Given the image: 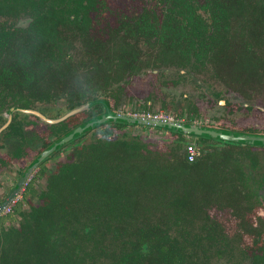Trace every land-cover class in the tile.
<instances>
[{"label":"trees","instance_id":"16d2710c","mask_svg":"<svg viewBox=\"0 0 264 264\" xmlns=\"http://www.w3.org/2000/svg\"><path fill=\"white\" fill-rule=\"evenodd\" d=\"M178 1L183 16L177 15L175 23L152 22L142 32L130 33L145 38L150 46L145 57L125 40L128 34L114 30L90 33L75 31L74 26L57 33V20L79 25L76 16L74 22L69 19L75 12L72 8L55 12L48 7L41 34L53 46L47 47L46 40L34 41L27 55L32 63L28 71L22 60L25 52L13 56L18 45L13 47L22 44L24 34L13 39V33L0 31V114L11 105L27 106L40 97L65 100L62 111L100 97L115 109L113 101L131 76L167 67L206 71L245 100L264 99V0H211L221 14L209 12L207 23L184 14L187 2ZM6 4L0 0V11ZM154 35L161 36L158 49L151 40ZM164 35L172 43H165ZM169 82L175 81L165 83ZM103 111V105L92 104L49 125L45 145ZM128 126L115 121L100 128L99 144L79 142L91 128L44 158L76 139L70 158L47 178L41 202L22 212L16 227L3 226L13 214L0 216V264H209L208 246L228 264H240L248 257L252 264H264L259 252L264 242L250 234L248 219L256 216L251 214L256 198L243 161L252 162L258 147L217 140L206 145L210 139L200 137L195 140L200 154L189 162L184 153L177 154L186 142L178 132H166L168 137L153 146L139 136L126 139L123 129ZM25 136H20L17 148L39 140L35 133L26 140ZM232 146L238 149L229 151ZM13 212H21L19 205ZM223 223H228L230 236L223 239L224 250L212 245L214 240L204 242L202 235L209 227L216 238L226 237Z\"/></svg>","mask_w":264,"mask_h":264},{"label":"flooded vegetation","instance_id":"af4514ba","mask_svg":"<svg viewBox=\"0 0 264 264\" xmlns=\"http://www.w3.org/2000/svg\"><path fill=\"white\" fill-rule=\"evenodd\" d=\"M188 8L184 12L186 15H191L196 19L203 21L204 23L208 22V13L210 12L212 15L216 14L220 16V12L218 11L214 4L211 3V0H186ZM180 2L178 0H7L6 9L0 11V31H9L13 33V39H17L20 34H24V41L18 42L15 44L13 48H15L13 53L14 58L16 59L17 55L19 58V54L21 52H25V55H29L32 50V44L34 41L39 40V42L46 40L47 47L50 48L53 46V42L45 39L41 34V27L47 20L48 14V7L51 5L52 10L56 12V10L61 9H71L75 12L69 13V19L73 20L74 17H77V22L79 25H75L74 23L63 24L61 20L56 21L55 31L59 34L63 32L68 27H74L73 30H85L89 31L90 33H107L110 30H114L116 32L122 34H128L125 36V40L129 43L135 45L139 48L140 54L142 57L150 50V46L145 41L144 37L137 38L132 37L130 33H139L142 32L144 26L151 25L152 22L154 24H173L177 20V15H182L183 13L177 8ZM218 4V3H217ZM209 8L210 10H207ZM183 16V15H182ZM152 18V19H151ZM202 23V22H201ZM158 25H156V30H158ZM189 32L191 28H188ZM196 32H205L204 30H197L194 28ZM170 30H167L165 33H169ZM151 36V35H150ZM159 36H152L151 40L155 41L157 49L159 48ZM165 43H172L170 40H166V37H162ZM48 42V44H47ZM175 43V42H174ZM173 43V44H174ZM162 44V43H161ZM176 44V43H175ZM20 46L24 47L19 48ZM173 46V45H172ZM39 49V48H37ZM35 49V51L37 50ZM17 54V55H16ZM169 68V67H167ZM166 68V69H167ZM163 70L160 69H148L147 72L157 73V71ZM144 71V72H146ZM184 70L181 69L178 71L179 74L183 73ZM143 73V72H141ZM140 74V73H139ZM138 75V74H136ZM135 76V75H133ZM132 77V76H131ZM236 94V96H232L233 98H225L218 93L216 90H211L209 93L215 99V101L225 108L228 112H241L244 114L245 110L253 111V113H257L264 115V104H261L258 98L245 100L242 96H240L236 91L230 90ZM228 91V92H229ZM238 97L241 99L240 102L237 100ZM101 98V97H100ZM91 101V100H89ZM264 101V100H263ZM87 101L82 102L80 105ZM237 102V103H235ZM40 103H54L44 100H36L33 99L30 101V104L27 106L22 105H11L7 108L1 110L0 114V181L1 178L4 177L6 173L13 174L9 177V183L4 188V192L0 195V204L7 198L10 192L18 186L19 181L21 184L18 186V191L16 196L19 193H25L26 189L29 186V178L36 177L37 174L40 173L42 167L45 166V162L52 157L57 152L53 153L46 159L43 157L38 164L25 175L27 167L32 164L38 155L49 146L45 144L49 141H42L41 136L39 134L38 125H44L46 130L49 125L57 124L61 121L66 120L67 118L76 115L84 110V109L76 114L69 115L66 118L56 121V122H47L46 120L49 119H56L60 116H63L65 113L73 110L76 107L66 111H62L63 106H54V107H46V108H39L38 105ZM109 106V105H108ZM110 108V107H109ZM22 109H29L33 112L23 111ZM112 111H117L113 108H110ZM97 110V109H96ZM95 110V111H96ZM240 110V111H239ZM121 112V111H118ZM127 113V112H123ZM176 113V112H174ZM134 115H142V116H153V117H160V118H167L171 120H179V121H189V120H181L178 117L174 118L172 114L166 115H157V114H136V113H128ZM264 120V119H263ZM200 123V122H198ZM18 124L19 129L15 128V125ZM207 125H218L221 127H229L232 129L231 126L226 124H220L218 122L212 123H202ZM108 125V124H107ZM13 126V128H12ZM97 128V127H94ZM92 128L91 130H93ZM69 131V130H68ZM248 131H251L248 128ZM255 132L256 130H252ZM264 131V130H262ZM67 132V131H66ZM65 132V133H66ZM90 132V131H89ZM32 133L37 134L39 140L35 142L34 145H29L26 141V144H21L17 148V142L21 141V135H26L25 140L28 139ZM166 136V135H165ZM74 138V137H73ZM23 139V140H24ZM162 139V138H161ZM205 142L206 145L212 144L216 142L214 139L209 138ZM76 139L70 144L72 145ZM164 140V139H162ZM56 141V140H55ZM54 141V142H55ZM70 141V140H69ZM161 141V140H159ZM199 141V140H197ZM53 142V143H54ZM68 142V141H67ZM64 144V143H63ZM69 145V146H70ZM235 146H239L236 144H232ZM61 146V145H60ZM259 149H255L256 153L253 155V161L248 162L246 159L244 161V167L247 176V183L249 189L253 192L254 197L256 198L255 206L251 210L252 217H249L248 221L251 223V235L253 239H257L259 241L264 242V153L259 152L260 150H264V147H258ZM56 149V148H55ZM54 149V150H55ZM21 163H18V162ZM16 163L18 167L16 168ZM15 166V167H14ZM1 184V182H0ZM15 206H18L17 200L15 198L13 201L9 202L0 213V216H6L8 214H16L13 212ZM7 221V220H5ZM4 221V222H5ZM9 221V220H8ZM3 226H14V223L10 221V224ZM250 239V238H249ZM252 239V240H253ZM203 246L207 247L205 243ZM209 247V252L211 254L210 258L208 259L209 264H228L226 260L221 257L214 256L212 246ZM207 247V248H208ZM261 254L264 255V249L260 250ZM248 261V264H252L251 257L245 258ZM244 259V260H245ZM241 264V263H240Z\"/></svg>","mask_w":264,"mask_h":264},{"label":"rangeland","instance_id":"374dc122","mask_svg":"<svg viewBox=\"0 0 264 264\" xmlns=\"http://www.w3.org/2000/svg\"><path fill=\"white\" fill-rule=\"evenodd\" d=\"M22 60H24V63L27 65V71L30 70L32 63L28 61L27 55H23ZM189 68L190 67L184 68V72L181 74L178 73V69L169 67L167 69L162 68L163 70L157 71L155 74L146 71L130 77L129 83L125 85V91L118 99L113 101L115 110L143 115L147 113L166 115L171 112H176L177 117L181 120H189L200 123L218 122L220 124L231 126L232 129L236 130L248 131V128H250L251 131L256 130L264 132L262 131L264 130V115H258L257 113H253V111L249 112V110H245L244 114H241V112H234L231 114L232 112H228L225 108L219 105L209 92L211 90H216L221 96L230 99L233 98L232 96H236L234 95L236 93L229 91L223 81L219 80L218 77L213 74ZM170 80L175 82L165 83ZM42 98L43 97L35 99L40 101ZM239 99L240 98L238 97L237 100L240 102L241 99ZM258 100L261 104H264V99L262 97H258ZM49 102L54 103H40L38 107L46 108L48 106L51 108L54 106H62L64 105L65 100L58 98ZM38 126L42 141L49 139L47 137V130L45 126ZM103 127L105 128L107 125L94 128L78 141L83 142V144H99L101 140H103V136L100 133V128ZM123 132L126 139L139 136L141 139L149 142V144L153 146L160 144L158 141L162 139L165 140L167 136V133L162 130H154L138 126H128L126 129H123ZM214 140L216 141L217 139ZM172 146L174 145L170 144V147ZM76 148L77 147H72L71 145L69 147L62 148L45 162L43 170L40 171L36 177L31 176L29 178L30 183L26 192L24 194L19 193L15 197V201L17 200V204L19 205L21 212L14 214V218L12 220L5 221L4 225L10 224V221H12L16 227L21 220V213L30 211L32 206H36L41 202L40 193L46 188L48 183L47 178L56 171L57 165L60 162L67 161L70 158L73 150ZM227 149L231 151L237 150L238 148L232 146ZM255 149L257 150L259 148ZM183 150L182 146L179 150H177V154L182 155L184 153ZM259 152L264 153V150H260ZM18 163L21 162L19 161ZM17 167L18 164L16 163V168ZM12 175L13 174L6 173L4 177L1 178L0 195L4 192V188L9 183V177ZM227 225L228 223L222 224V226H224V232L227 236L219 237V239L214 236V233H211L212 231L209 227H206V232L202 233L205 240L204 242L214 240L211 244L224 250L226 248L225 243L227 241L223 239L230 240L228 231L229 228ZM208 233L211 234L209 235ZM245 241L248 240L246 239ZM105 258L106 256L104 257V260ZM222 263L223 261L221 264ZM241 264H248V261L245 259L241 262Z\"/></svg>","mask_w":264,"mask_h":264},{"label":"water","instance_id":"95a60500","mask_svg":"<svg viewBox=\"0 0 264 264\" xmlns=\"http://www.w3.org/2000/svg\"><path fill=\"white\" fill-rule=\"evenodd\" d=\"M101 104L104 107V111L94 118H88L83 124L80 126H76L66 133H64L61 137H59L54 143H52L48 148L44 149L36 158V160L30 164L25 172L27 175L31 170L38 164V162L48 155L51 151H53L58 146L63 143L71 140L78 134H81L93 127L104 126L115 121L125 122L131 124V126H138L143 128H150L154 130H162L164 132H178L182 136L186 138V142L183 146L188 143L197 146L195 140L200 137L217 139L222 142L236 144L239 146H253V147H264V132L261 131H244V130H236L231 128H225L218 125H207L193 121H179V120H171L167 118H158L153 116H142V115H134L128 114L118 111H112L105 97H101L97 100H91L83 103L79 107L74 108L73 110L65 113L63 116H60L56 119H47V122H58L69 115L76 114L84 109L89 108L92 104ZM23 111L33 112L29 109H22ZM189 139V140H188ZM19 181L18 186L21 184ZM18 186L15 187L7 198L0 204V213L3 211L4 207L8 205L9 202L13 201L16 197V193L18 191Z\"/></svg>","mask_w":264,"mask_h":264},{"label":"built area","instance_id":"2783aa9c","mask_svg":"<svg viewBox=\"0 0 264 264\" xmlns=\"http://www.w3.org/2000/svg\"><path fill=\"white\" fill-rule=\"evenodd\" d=\"M183 149L186 159L189 162L194 161L200 154L199 149L191 143H188L183 146Z\"/></svg>","mask_w":264,"mask_h":264}]
</instances>
